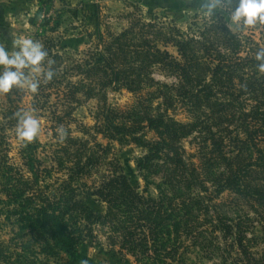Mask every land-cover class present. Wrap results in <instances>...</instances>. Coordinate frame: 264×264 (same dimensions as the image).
Segmentation results:
<instances>
[{
    "label": "trees",
    "instance_id": "trees-1",
    "mask_svg": "<svg viewBox=\"0 0 264 264\" xmlns=\"http://www.w3.org/2000/svg\"><path fill=\"white\" fill-rule=\"evenodd\" d=\"M217 15L187 32L132 17L117 33H104L97 15L83 57L48 47L33 106L49 112L57 139L49 158L39 157L36 138L21 141L13 162L7 131L18 117L12 108L0 117V222L13 232L0 239V264H37L42 254L76 260L100 232L137 264H187L194 248L213 264H264V73L255 59L264 41ZM122 88L137 94L129 109L108 102V91ZM81 97L98 100L96 123L83 129L93 140L70 128ZM114 141L145 150L136 161L143 190L112 155ZM54 171L61 176L50 183ZM227 192L233 211L220 201Z\"/></svg>",
    "mask_w": 264,
    "mask_h": 264
},
{
    "label": "rangeland",
    "instance_id": "rangeland-1",
    "mask_svg": "<svg viewBox=\"0 0 264 264\" xmlns=\"http://www.w3.org/2000/svg\"><path fill=\"white\" fill-rule=\"evenodd\" d=\"M201 3L202 0H0V44L11 51L14 37L17 39L30 37L39 41L46 51L50 47L53 52H67L71 55V59H78L83 57L84 51L90 46L89 43L96 39L97 15H100L101 29L104 33L122 31L129 25L132 17H141L146 21L155 19L166 25H175L183 32H187L195 27V23H202L207 19L197 11ZM222 13L226 17L227 13ZM231 29L242 35L251 36L258 42L264 41V26L257 25L246 31ZM167 48L177 55L176 47L169 45ZM41 69L43 70L42 65ZM156 77L160 80H170L159 72L156 73ZM51 100L53 102L56 100L55 95L51 97ZM34 101H36L35 93L27 88H14L8 94H0V117L8 114L9 109L12 108L14 115L19 111H27L40 119V133L37 138L41 146L38 155L45 162L57 139L51 128L49 112L46 109L35 108ZM108 102L120 109H129L137 103V94L126 88L109 90ZM97 105L96 98L81 97V101L75 103L74 122L70 124L73 135L93 140L92 134H85L83 129L92 127L96 123ZM178 117L182 118L183 114L180 113ZM16 126L8 129L7 139L10 143L11 160L20 165L21 141L17 138ZM148 136L154 137L155 134L150 132ZM97 138L104 144L108 143L101 136ZM185 145L188 151L194 152L192 138L187 139ZM112 147V155L119 159L131 183L137 189L143 190L145 181L139 174L136 161L145 153V150L134 143L122 145L117 141L112 142ZM57 176L61 174L54 171L53 176L48 178L50 183H54ZM149 192L153 195L157 194L153 186L150 187ZM233 197L227 192L220 198V201L225 203L227 211L234 209ZM95 206L103 208L101 203H95ZM2 219L3 216L0 215V221ZM11 236H13L12 228L0 222V239H9ZM24 240L26 241L27 238ZM99 241L92 244L83 243L76 260L65 253H61L58 257L42 254L37 264H82L84 260H87L88 264H137L131 256L125 258L120 256L118 246L110 245L103 232L99 233ZM206 255L205 252L196 248L191 249L187 264L216 263L215 258L209 259Z\"/></svg>",
    "mask_w": 264,
    "mask_h": 264
},
{
    "label": "clouds",
    "instance_id": "clouds-1",
    "mask_svg": "<svg viewBox=\"0 0 264 264\" xmlns=\"http://www.w3.org/2000/svg\"><path fill=\"white\" fill-rule=\"evenodd\" d=\"M197 11L206 18L216 20L218 13L226 12L227 19H224V23L230 30L235 28L246 31L257 25L264 26V0H234L228 7H225L221 0H202ZM12 42L11 51L0 44V94H8L14 88H27L35 93L39 86V81L35 77L41 74V65L48 52L39 41L30 37L19 39L14 37ZM255 59L258 61V71L264 73V47L257 50ZM53 76L54 71L51 69L44 73L47 81L52 80ZM15 115L18 117L16 126L18 140L31 143L40 133V119L27 111H19ZM57 132L61 139L66 135L63 128L57 129ZM82 264H88V261L84 260Z\"/></svg>",
    "mask_w": 264,
    "mask_h": 264
}]
</instances>
